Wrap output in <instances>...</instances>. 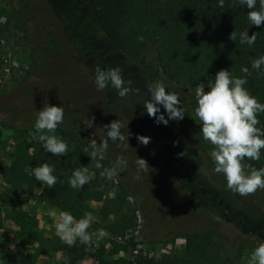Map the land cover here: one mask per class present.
<instances>
[{"label": "rangeland", "instance_id": "1", "mask_svg": "<svg viewBox=\"0 0 264 264\" xmlns=\"http://www.w3.org/2000/svg\"><path fill=\"white\" fill-rule=\"evenodd\" d=\"M143 61L139 65L111 45L86 0H0V169L10 164L17 142H40L34 138L39 135L34 124L46 104L64 109L58 128L82 120L80 135L98 144L107 138L104 126L113 120L128 121L131 132L129 147L108 140L103 159L97 158L103 167L96 168L93 159L86 166L99 173L97 182L104 191L101 200L88 202L86 212L95 217L88 229L90 245L77 240L70 247L60 239L55 227L60 211L37 200L44 183L36 180L32 194L19 191L6 197L0 172V264L159 259L181 252L184 232L213 223L220 233L216 248L234 264H247L254 248L264 242V209H256L228 189L223 174L214 171V162L211 166L194 153L180 131V125L200 122L194 95L160 71L157 77L149 68L151 53ZM97 65L119 66L124 80L131 81L128 86L140 92L120 98L111 85L97 90ZM157 81H163L167 91L179 93L183 119L165 125L147 114L143 105L144 99H150L147 86ZM258 101L264 103L263 91ZM158 107L168 119L163 106ZM92 117L93 126L86 127ZM258 118L264 120V113ZM58 128L54 134L66 140ZM127 128L121 130L125 135ZM137 135L150 137V143L143 145ZM181 152L186 154L179 156ZM120 156L127 167L111 180L102 176L103 169ZM137 157L147 161L148 172H138ZM100 229L108 235L98 239ZM129 238L136 245L121 248Z\"/></svg>", "mask_w": 264, "mask_h": 264}, {"label": "trees", "instance_id": "2", "mask_svg": "<svg viewBox=\"0 0 264 264\" xmlns=\"http://www.w3.org/2000/svg\"><path fill=\"white\" fill-rule=\"evenodd\" d=\"M86 1L100 29L118 52L139 65L144 63L146 54L151 53L149 68H153L157 77L160 71L165 78L190 91L194 99L197 84L204 82L205 91H208L207 81L214 80L220 69H227L233 76L240 77L244 75L241 69L247 67L251 75L246 77L245 87L257 99L259 92H264V65L257 70L251 63L264 55V24L259 27L250 24L246 5L233 6L232 0H225L223 8L219 6V0ZM246 30L249 35L257 33L251 46L239 42V33ZM232 31L237 33L236 41L229 38ZM259 120L258 127L264 129V120ZM80 124L82 120H75L70 128H58L68 142L69 151L64 156H53L41 142L33 139L17 142L10 164L0 169L6 197L19 191L32 194L36 179L30 174L31 169L48 163L54 167L57 183L53 188L42 185L37 195L39 202H48L59 211H68L80 219L88 210L90 200H101L104 191L97 182L100 178L98 172L82 188H72L68 183L74 170L86 167L91 161L89 154L83 151L89 140L80 135V131L83 132ZM179 128L192 151L207 159L212 166L213 146L203 139L200 122L188 127L180 125ZM243 163L255 169L264 167V149L259 160L245 158ZM240 198L256 209H264V189ZM182 235L185 246L180 253L164 254L159 259L143 256L134 261L121 259V264H234L229 255L216 248L218 242L215 238L220 235L216 224ZM105 243L103 241V245ZM136 243L129 238L121 248Z\"/></svg>", "mask_w": 264, "mask_h": 264}, {"label": "clouds", "instance_id": "3", "mask_svg": "<svg viewBox=\"0 0 264 264\" xmlns=\"http://www.w3.org/2000/svg\"><path fill=\"white\" fill-rule=\"evenodd\" d=\"M225 0H219V6L224 7ZM233 6L246 5L247 18L251 25L257 27L264 24V0H232ZM229 38L233 41L237 39V33L232 31ZM141 42L143 37H139ZM257 39V33L249 35L247 30L239 33L241 44L253 45ZM252 68L260 70L264 65V55L254 59ZM244 75L233 76L227 69H220L216 72L214 80L207 81L208 91H205L204 82L197 84L195 88V115L201 124L203 139L213 146L211 157L214 160V171L223 174L227 188L237 192L241 196L255 194L259 189H264V167L259 169L245 165V158L259 160L261 150L264 149V129L258 127L260 120L258 114L264 113V103L251 95L245 87L246 77L251 75L247 67L241 69ZM95 84L97 90H104L111 85L116 90L120 98H126L130 92H140V89H132L128 85L131 81H125L119 67L102 68L95 67ZM150 99H144L143 105L150 117H154L157 123L167 125L168 120H181L184 117V110L180 107L179 93L169 92L163 81H157L147 86ZM162 105L167 113L168 119L160 114ZM64 109L61 106L46 104L37 113L34 128L39 133L35 136L47 152L53 156H64L68 151V142L55 135L56 129L63 123ZM94 117L85 124L86 127L93 126ZM128 123V121H127ZM127 123L113 120L105 125L106 139L98 144L95 139H91L84 148L91 159L96 160V168L103 167L97 160L103 159L108 148V140H119L125 148L129 147L128 138L131 132L127 128ZM127 128V135L121 130ZM137 140L143 145L150 143V137L137 135ZM176 143V142H174ZM186 153H178L184 156ZM136 164L138 172H148L150 168L147 161L137 157ZM127 167V161L123 156L117 157L111 167L104 168L101 175L107 179L116 177L120 170ZM246 168H251L246 171ZM54 167L48 163H42L31 169V175L37 181L47 185L48 188L55 187L57 177L53 175ZM95 178V172L88 167H81L73 171L68 183L72 188H82L86 183ZM139 178V176L137 177ZM62 182V181H61ZM55 215V213H54ZM95 221L91 212H86L83 217L77 219L68 211H60L55 225L56 232L60 239L68 246H73L77 240L84 245L93 243L92 235L88 229ZM108 235L104 229L98 231V239ZM247 264H264V242L259 243L251 252Z\"/></svg>", "mask_w": 264, "mask_h": 264}, {"label": "flooded vegetation", "instance_id": "4", "mask_svg": "<svg viewBox=\"0 0 264 264\" xmlns=\"http://www.w3.org/2000/svg\"><path fill=\"white\" fill-rule=\"evenodd\" d=\"M235 218H236V217H235ZM235 218H234V219H235ZM242 221H245V220H242ZM256 229H259V226H258Z\"/></svg>", "mask_w": 264, "mask_h": 264}]
</instances>
